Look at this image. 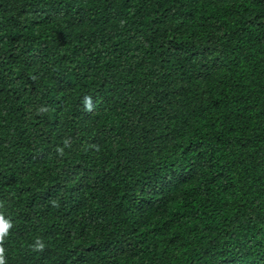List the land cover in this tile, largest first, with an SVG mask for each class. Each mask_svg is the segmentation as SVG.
Instances as JSON below:
<instances>
[{"label": "trees", "instance_id": "trees-1", "mask_svg": "<svg viewBox=\"0 0 264 264\" xmlns=\"http://www.w3.org/2000/svg\"><path fill=\"white\" fill-rule=\"evenodd\" d=\"M0 264H264V0H0Z\"/></svg>", "mask_w": 264, "mask_h": 264}]
</instances>
